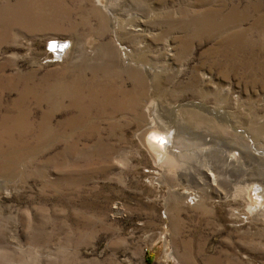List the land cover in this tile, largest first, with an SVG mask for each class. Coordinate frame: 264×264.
<instances>
[{
    "label": "rangeland",
    "instance_id": "rangeland-1",
    "mask_svg": "<svg viewBox=\"0 0 264 264\" xmlns=\"http://www.w3.org/2000/svg\"><path fill=\"white\" fill-rule=\"evenodd\" d=\"M95 3L0 0V264H264L263 217L244 200L200 208L198 183L158 186L136 137L147 101L231 136L204 104L264 150V0Z\"/></svg>",
    "mask_w": 264,
    "mask_h": 264
},
{
    "label": "bare ground",
    "instance_id": "bare-ground-1",
    "mask_svg": "<svg viewBox=\"0 0 264 264\" xmlns=\"http://www.w3.org/2000/svg\"><path fill=\"white\" fill-rule=\"evenodd\" d=\"M95 4L105 14L114 16V0H96ZM28 14L24 12L20 15L22 26L26 23L31 26H41L46 23L44 17L36 13ZM28 17L32 19L31 22L30 19L27 20ZM49 49L61 58V55L67 54L68 45L65 42L52 41ZM137 63L143 68L149 87L152 88L155 70L150 65ZM191 107L199 111L198 115L205 113L217 119L228 131L231 130L229 131L231 136L224 139L208 137L204 134L198 136L187 129V121L191 118L186 114V116L182 115L183 107L176 105L165 107L160 104L157 108L153 101H147L143 107L144 130L137 132L136 137L150 154L153 164L159 169L157 185L167 183V179L170 178L187 184L198 183L200 184L198 189L205 194L200 208L206 206V200L209 198L218 202L244 200L249 215H260L264 218V184L258 179L264 175V150L261 151L262 149L248 134L233 132L235 129L231 124L232 121L222 108L211 109L204 104L191 105ZM185 194L173 192L177 200L176 205H182L183 202L185 204Z\"/></svg>",
    "mask_w": 264,
    "mask_h": 264
}]
</instances>
